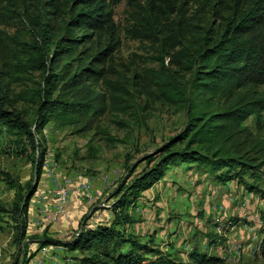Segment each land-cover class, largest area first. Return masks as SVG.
<instances>
[{
    "label": "trees",
    "instance_id": "trees-1",
    "mask_svg": "<svg viewBox=\"0 0 264 264\" xmlns=\"http://www.w3.org/2000/svg\"><path fill=\"white\" fill-rule=\"evenodd\" d=\"M122 1L134 21L131 37L161 45L163 50L160 69L152 70L147 81L140 83L143 92L181 106L187 123L168 143L140 160L144 168L135 177L131 173L114 192L111 208L116 224L81 227L66 243L45 235L38 250L60 246L90 253L73 264L222 263L198 249L184 261L178 251L157 248L153 238L144 242L135 234L127 235L120 224L132 222L126 210L175 167L205 166L218 180L228 182L264 164V0H47L46 14L36 23L35 43L17 45L27 54L18 57L21 75L40 72L42 78L38 87L16 95V101L31 106L33 113L25 117L22 111L0 107V123L16 136L22 151L26 140L36 154V136L49 123L73 125L91 113L102 116L106 109L95 82L107 77L105 66L121 43L114 8ZM58 18L68 20L60 29L53 24ZM214 20L220 28L211 26ZM80 46L87 50L77 60ZM168 57L171 65L190 74L185 86L176 71L165 67ZM106 82L114 89L113 105L121 103L123 86ZM0 99L13 101L4 89ZM251 117L257 119V133L244 125ZM45 154L39 153L37 175ZM33 192L30 187L11 211L16 218L24 217L16 227L18 245L27 237ZM125 244H129L127 250Z\"/></svg>",
    "mask_w": 264,
    "mask_h": 264
},
{
    "label": "rangeland",
    "instance_id": "rangeland-1",
    "mask_svg": "<svg viewBox=\"0 0 264 264\" xmlns=\"http://www.w3.org/2000/svg\"><path fill=\"white\" fill-rule=\"evenodd\" d=\"M46 1L0 0V89L13 100L0 99V107L8 112L22 111L25 117L33 108L16 101V95L38 87L42 78L40 72L21 75L18 57L26 58L27 54L17 45L35 43L39 32L36 23L46 14ZM130 12L125 1L114 8L121 43L105 66L107 77L95 82L106 109L102 116L91 113L73 125L49 123L36 136V154L26 140L23 152L16 136L0 123V264H73L77 258L89 256L60 246L39 251V241L49 235L66 243L81 227L116 224L111 208L114 192L131 173L135 177L144 168L140 160L185 127V109L151 97L140 86L152 70L160 69L159 53L163 50L161 45L131 37L134 21ZM66 22L58 18L53 24L60 29ZM218 24L214 20L211 26L218 29ZM85 47L75 52L77 60L85 57ZM169 59L165 67L176 71L185 86L190 74L171 65ZM106 79L123 86L121 103L113 105L110 95L114 89ZM244 125L257 133L256 117ZM43 151L45 160L37 175ZM134 166L138 167L132 172ZM81 183H91L88 192L78 189ZM30 187L34 192L27 214V237L18 245L16 227L24 217L16 218L11 211ZM64 187L71 196L65 216L56 218ZM126 211L132 222H123L120 228L127 235L135 234L144 242L153 238L157 248L166 252L163 248L170 246L167 251H178L184 261L188 253L198 249L222 259L217 264H264V164L228 182L218 180L205 166L175 167ZM123 248L127 250L129 244Z\"/></svg>",
    "mask_w": 264,
    "mask_h": 264
},
{
    "label": "built area",
    "instance_id": "built-area-1",
    "mask_svg": "<svg viewBox=\"0 0 264 264\" xmlns=\"http://www.w3.org/2000/svg\"><path fill=\"white\" fill-rule=\"evenodd\" d=\"M91 187V183H81L78 187V189L82 192L86 191L88 192V189ZM71 193L67 188H63L60 191V201L58 202V207H57V211H56V218L59 217L60 215L65 216L64 214V210L66 205L69 202Z\"/></svg>",
    "mask_w": 264,
    "mask_h": 264
},
{
    "label": "crops",
    "instance_id": "crops-1",
    "mask_svg": "<svg viewBox=\"0 0 264 264\" xmlns=\"http://www.w3.org/2000/svg\"><path fill=\"white\" fill-rule=\"evenodd\" d=\"M157 235H158V233H157ZM163 249H165L166 251H167V250H171V249H170V246H167L166 248H163Z\"/></svg>",
    "mask_w": 264,
    "mask_h": 264
}]
</instances>
